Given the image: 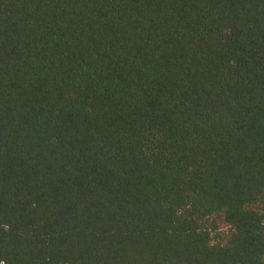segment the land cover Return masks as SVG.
Returning a JSON list of instances; mask_svg holds the SVG:
<instances>
[{
	"label": "trees",
	"instance_id": "obj_1",
	"mask_svg": "<svg viewBox=\"0 0 264 264\" xmlns=\"http://www.w3.org/2000/svg\"><path fill=\"white\" fill-rule=\"evenodd\" d=\"M0 264H264V0H0Z\"/></svg>",
	"mask_w": 264,
	"mask_h": 264
}]
</instances>
